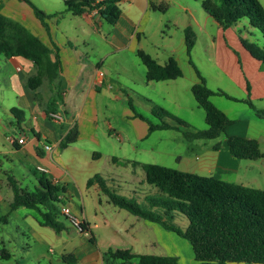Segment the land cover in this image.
<instances>
[{
  "label": "crops",
  "instance_id": "0c3cea01",
  "mask_svg": "<svg viewBox=\"0 0 264 264\" xmlns=\"http://www.w3.org/2000/svg\"><path fill=\"white\" fill-rule=\"evenodd\" d=\"M259 1L264 7V0ZM170 3L171 0H122L119 4L121 18L116 25L109 24L112 29L106 27L108 23L97 10L87 9L82 15L75 16L65 3L63 11L46 12L52 17L47 20L49 28L46 29L26 2L0 0V20L12 23L26 36L49 48L52 62L59 61L61 69L53 83L45 79L37 91H32L27 81L38 74L35 63L17 54L16 48H13L15 55L6 52L0 58L5 59V63L0 65V110L4 114V118H0V135L10 133L14 127L20 132L18 137H7L15 140V143L10 141L12 148L0 145V163L7 159L13 167H18L22 177L30 178L34 183L35 190L41 187L37 175L50 179L53 185L63 190L59 196L61 203L85 222L91 232L84 234L82 239L74 231L76 235L67 239L53 240L46 239V232L36 225L25 223V235L27 232L30 234L32 243L51 247H57L55 241L61 243L59 254L50 248L49 252L55 257L46 260L47 264H68L63 260L65 256H74L76 262L73 264H117L121 259L108 260L104 256L108 251H129L134 256L175 257L178 264H199L185 238L166 230L159 223L115 206L98 184L88 186V181L99 175L111 189L142 204L160 195L157 188L146 183L143 165L154 164L146 159L155 158L156 153L163 155L169 154V150L176 151L177 146L184 144L185 138L177 130L150 133L152 110L155 105L169 110L159 99L178 109L184 108L186 93L192 92L193 86L200 82L196 71L199 68L192 56L198 47H203L209 62L221 65L223 69L217 73L214 86L204 78L209 89L222 90L239 100L249 98L257 110H264V63L254 59L244 48L241 39H248L240 31L242 20L224 30L205 13L202 17L191 15L193 22L189 24L180 26L172 23V29L165 31L167 12L154 11L151 5H165L168 11ZM188 27L197 35V43L190 56L185 34ZM243 28L246 29L245 26ZM231 37L236 49L229 46ZM138 51L149 54L162 66L175 59L183 77L148 81L147 68L140 65ZM185 60L190 71L188 79L184 70ZM224 82L227 87L221 86ZM11 97L18 104L9 103ZM53 101L57 104L56 113L64 117L61 124L50 118L54 112L48 111ZM211 101L233 124L224 136L217 139V143L189 142L187 151L193 155L177 157L181 167L179 171L264 190V158L259 161L241 160L232 155L228 145V138L234 136L256 140L264 153V120L258 119L255 110L245 102L222 96H213ZM14 108L24 113L25 120L21 124L12 113ZM168 122L172 124V121ZM74 127L80 133L78 141L62 149V141ZM157 133L158 141H152ZM23 136H26L25 143L19 144L18 140ZM217 146L219 148L216 149ZM104 161L106 163L102 164ZM39 168L48 172L43 173ZM0 172L3 177L0 191L13 190L9 181L13 177L18 182L15 173L8 171L7 167H2ZM74 198L81 199L82 203L76 206ZM88 202L96 211L98 223L94 226L87 217ZM19 209L11 208L13 212ZM60 217L67 219L61 213L59 222ZM180 219L181 216H176L175 224L186 229L188 223H180ZM11 220L12 214L8 215L5 223H11ZM37 224L41 228H50L41 222L40 217H37ZM50 229L56 234L65 231L58 233ZM24 245L21 243L18 249L13 250L4 248L10 257L7 260L11 261L18 255L24 261L30 251L29 245L26 248ZM85 246L86 250H81ZM41 259L45 260L44 255ZM135 261L139 263L138 259H133L129 263L122 260L119 264H133Z\"/></svg>",
  "mask_w": 264,
  "mask_h": 264
},
{
  "label": "trees",
  "instance_id": "16d2710c",
  "mask_svg": "<svg viewBox=\"0 0 264 264\" xmlns=\"http://www.w3.org/2000/svg\"><path fill=\"white\" fill-rule=\"evenodd\" d=\"M20 1L26 2L43 26L49 28L47 20L52 18L51 15L39 9L31 0ZM121 1L103 0L101 3H95L92 0H73L65 3L68 11L75 16L82 15L87 9H95L108 24L116 25L122 15L119 5ZM196 1L201 2L206 14L224 30L246 19L253 28L261 31L264 37V7L259 0ZM151 9L165 13L167 6L152 4ZM185 34L187 53L190 56L197 43V35L191 27L185 30ZM241 41L254 59L264 63L263 47L249 40L241 39ZM13 48L17 49V54L33 61L38 68V74L27 81L30 90L37 91L45 79L53 83L60 75V62H52V52L49 48L44 47L38 40L26 36L12 23L1 19L0 58L6 52L8 55H15ZM137 56L147 68L148 81L175 80L184 75L175 59L162 66L144 51H138ZM196 71L200 82L193 86L192 92L199 107L206 113L208 129L196 130L165 108L155 105L152 110L153 115L161 123L155 125L149 122L150 133L159 130H177L189 142L219 139L227 133L233 121L212 103L213 96L245 102L255 110L258 119L264 120V110H257L249 98L239 100L222 90L209 89L204 77L198 70ZM49 110L48 112H57L55 101L52 102ZM12 113L20 124L24 122L25 117L21 110L14 108ZM138 117L146 120L141 115ZM168 120L172 121V124ZM79 136L78 128L74 127L62 141L61 148L65 149L76 143ZM228 145L232 155L241 160L258 161L264 158V153L256 140L234 136L228 138ZM143 168L146 173V183L160 192L159 196L149 198L146 204L120 195L99 175L90 179L88 186L98 184L115 206L145 220L159 223L166 230L185 238L191 244L199 264H264V190L157 164H145ZM37 176L41 187L34 192L20 188L18 182L13 177L10 178V186L14 191L11 208L36 211L44 225L60 233L65 230V226L58 221L62 213L58 206L62 204L59 196L63 190L53 185L44 175ZM178 215H183L188 220L186 229L175 224ZM7 220L8 216L0 218L1 222ZM80 230L83 234L91 233L85 222L81 223ZM0 256L6 260L10 258L4 249H0ZM104 256L108 260L121 259L127 263L138 259L139 264H178V258L175 257L134 256L129 251H108ZM63 260L68 264L76 262L74 256H65Z\"/></svg>",
  "mask_w": 264,
  "mask_h": 264
},
{
  "label": "rangeland",
  "instance_id": "374dc122",
  "mask_svg": "<svg viewBox=\"0 0 264 264\" xmlns=\"http://www.w3.org/2000/svg\"><path fill=\"white\" fill-rule=\"evenodd\" d=\"M31 1L39 9L45 12H49V11L50 12H60V11L65 10L64 0H31ZM171 1L172 3L168 5V11H166L167 13L165 14L166 16L165 18L168 21L165 31H169V28L172 29L171 28L172 23H176L180 26L186 23L189 24L192 20L191 15H195L196 17H202L206 13L202 7L201 2H197L195 0H171ZM184 8H187L188 11L185 12ZM241 23L242 25H241L240 31L242 32V34H244L246 39L264 48V37L261 31L253 28L250 25L249 21L246 19H243ZM106 25L108 29L113 28L109 24H106ZM244 26L246 27V29L243 28ZM228 40L230 43L229 46L236 49V47L234 46L233 38L232 39L229 38ZM202 41H203V37H202ZM202 48H203L202 46L198 47L194 51L192 56H193L194 61L197 63L199 71L201 72L202 76L209 81L210 85L214 86V84L216 83L215 77L217 76V73L219 72V70H221L222 68H221V65H216L214 64V62L212 63L209 62L206 59L207 55L203 52ZM184 57L186 58V56ZM2 63H5V59L0 60V65ZM140 65L144 67V65L141 62H140ZM184 66H185L184 70L186 72V79H188L190 77V71L189 69H187L186 60H185ZM187 82H189V80H187ZM221 86L227 87V83L225 82L221 83ZM186 94L187 95H185L184 100H183V104H184L183 109H178L174 105H170L167 102L165 103L164 101H162L163 99H159V100L161 104H164L166 107L169 108V110L167 109L166 110L172 115H174L175 117L188 122L191 126L192 124L189 121L193 122L194 125L192 126V128H195L196 130H207L208 126L205 120V111L198 107L197 101L195 97L193 96L192 92L189 91ZM5 102L6 101H4L3 103ZM9 103L18 104L16 103V100L13 97H11V99L9 100ZM0 118H4V114L2 113L1 110H0ZM151 119L153 123L160 122V120L154 116L151 117ZM19 134L20 132L16 130V128L14 127L13 129L10 130V133L0 135V145H5V146L12 148L13 146L12 144H10V140H8L7 137L8 136L18 137ZM155 135L153 136L152 141L156 142L159 139V135L158 133ZM183 141H184L183 142L184 144L181 146H177L176 151L171 152L169 150L168 151L169 154H163V155L156 153V157L154 156L155 158L146 159L148 160L147 162L154 163V164L159 163L160 165L168 167V168L181 170V167L178 165L177 157L179 155H182V156L193 155L187 151L189 141L185 139ZM202 141L204 143H217L216 142L217 140H214V142L212 140H202ZM105 152H108V149ZM176 153L177 155H175ZM1 162L2 163H0V171L2 167H5V168L7 167L8 171H13L15 173V176L18 178V182L21 188L27 189L29 191L35 190L34 183L30 180V178H23L22 177L23 173H21L18 167H13V164L9 163L7 159H3ZM105 163L106 161H104L102 164H105ZM2 178L3 177L0 172V181L2 180ZM13 197H14V192L11 189L9 190V192H7V190L2 191V192L0 191V218H3L5 216L12 214L11 223L6 224L5 222L0 221V249H4V248H6L7 250H10V249L13 250V248L18 249V246L21 243H25L24 247L26 248V245H29L30 251L27 254V257L24 261H22L18 255L16 256L15 259H12L11 261L3 259L0 256V264H47L46 260L53 259V257H55V255H51V253L49 252L50 248H54V250L57 251L56 254H59V246H61L60 245L61 243L59 244L58 241L57 242L55 241V243H57L56 245L57 247L45 246V245H40V244L37 245V244L32 243L29 239L30 234H28L27 232V235H25V231H24L25 223H27V225H30V226L36 225L38 229H42V231L46 232L47 234V236L45 237L46 239H53V240L67 239L71 237V235L75 234L74 231L78 233L79 238L81 239L83 238L84 234H82L81 236V233L78 231V229H76L69 220L65 219V217H60L59 220L64 225H66V227H69V230L67 229L68 231L67 230L63 231L62 234H56L50 228H41L39 224H37V217L39 216L36 211L30 210L27 208H20L17 212H13L11 210V203H12ZM74 200H75L74 203L76 204V206H79L80 203H82L81 199L79 198H74ZM88 201L90 200L88 199ZM87 205H88L86 209L88 212L87 217L89 218L91 224L94 226L96 223H98V220L96 219L97 215L95 214L96 211L93 210L94 208L91 206V202H88ZM58 206L60 207L61 204ZM26 215H28L27 219L25 218ZM72 215L77 218L76 214H74L73 212H72ZM79 221H82V220L79 219ZM183 221L188 223V220L186 219V217L181 215V219L179 222L182 223ZM96 232H98V230H96ZM84 239H87V237L84 236ZM50 242H52V240ZM86 247L87 246H85L84 248L82 247L81 250H84V249L86 250ZM43 255L45 257V260L41 259ZM119 263H122V260L117 261V264ZM133 264H139V263L135 261L133 262Z\"/></svg>",
  "mask_w": 264,
  "mask_h": 264
},
{
  "label": "built area",
  "instance_id": "2783aa9c",
  "mask_svg": "<svg viewBox=\"0 0 264 264\" xmlns=\"http://www.w3.org/2000/svg\"><path fill=\"white\" fill-rule=\"evenodd\" d=\"M64 1L65 2H69V1H73V0H64ZM92 1H94L95 3H101L103 0H92ZM50 118L54 122H56L58 124H61V123L64 122V117L60 113H52V114H50ZM25 140H26V136H23L22 138H20L18 140V143L19 144H24L25 143ZM10 141L12 143H15V140L14 139H10ZM47 149H50V147L47 146ZM39 170L42 171V172H44V173L48 172L46 169H43V168H39ZM59 208H60L61 212L67 217V219L72 223V225L81 232L80 225H81L82 221H79L78 218H76L75 216H73L70 213V211L68 210V208L66 207V205L61 204V206Z\"/></svg>",
  "mask_w": 264,
  "mask_h": 264
}]
</instances>
